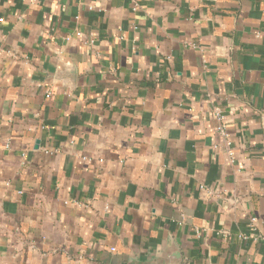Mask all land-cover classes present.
<instances>
[{
	"label": "crops",
	"instance_id": "crops-1",
	"mask_svg": "<svg viewBox=\"0 0 264 264\" xmlns=\"http://www.w3.org/2000/svg\"><path fill=\"white\" fill-rule=\"evenodd\" d=\"M0 264H264V0H0Z\"/></svg>",
	"mask_w": 264,
	"mask_h": 264
},
{
	"label": "built area",
	"instance_id": "built-area-1",
	"mask_svg": "<svg viewBox=\"0 0 264 264\" xmlns=\"http://www.w3.org/2000/svg\"><path fill=\"white\" fill-rule=\"evenodd\" d=\"M217 119L219 121V124L216 127V130L225 137L226 136V129H225L224 123L222 122V116L219 115V113H218ZM254 221H255L254 217L250 218L251 223H253Z\"/></svg>",
	"mask_w": 264,
	"mask_h": 264
},
{
	"label": "water",
	"instance_id": "water-1",
	"mask_svg": "<svg viewBox=\"0 0 264 264\" xmlns=\"http://www.w3.org/2000/svg\"><path fill=\"white\" fill-rule=\"evenodd\" d=\"M176 263L180 260V256H179V254L176 252Z\"/></svg>",
	"mask_w": 264,
	"mask_h": 264
}]
</instances>
